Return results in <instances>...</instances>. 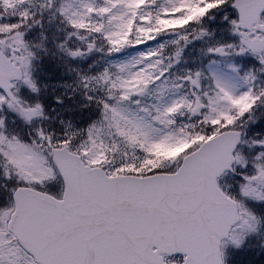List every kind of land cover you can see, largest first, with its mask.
I'll return each mask as SVG.
<instances>
[{
  "label": "snow or ice",
  "instance_id": "obj_1",
  "mask_svg": "<svg viewBox=\"0 0 264 264\" xmlns=\"http://www.w3.org/2000/svg\"><path fill=\"white\" fill-rule=\"evenodd\" d=\"M0 264H264V0H0Z\"/></svg>",
  "mask_w": 264,
  "mask_h": 264
}]
</instances>
